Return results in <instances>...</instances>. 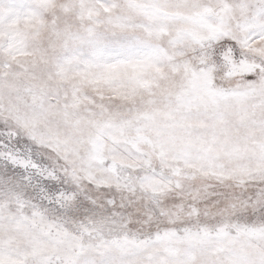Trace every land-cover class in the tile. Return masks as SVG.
<instances>
[{
	"label": "snow or ice",
	"instance_id": "snow-or-ice-1",
	"mask_svg": "<svg viewBox=\"0 0 264 264\" xmlns=\"http://www.w3.org/2000/svg\"><path fill=\"white\" fill-rule=\"evenodd\" d=\"M0 264H264V0H0Z\"/></svg>",
	"mask_w": 264,
	"mask_h": 264
}]
</instances>
